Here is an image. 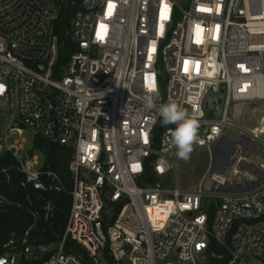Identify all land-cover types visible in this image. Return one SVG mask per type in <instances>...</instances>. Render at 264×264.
Instances as JSON below:
<instances>
[{
    "label": "built area",
    "instance_id": "built-area-1",
    "mask_svg": "<svg viewBox=\"0 0 264 264\" xmlns=\"http://www.w3.org/2000/svg\"><path fill=\"white\" fill-rule=\"evenodd\" d=\"M3 101L0 155L43 189L23 140L7 143L31 130L71 150L72 180L60 241L6 251L3 264L34 252L47 254L40 264H264V111L251 127L229 119L236 106H264V0H0ZM168 101L202 113L194 146L209 163L195 189L163 182L174 128L156 145L155 127Z\"/></svg>",
    "mask_w": 264,
    "mask_h": 264
},
{
    "label": "trees",
    "instance_id": "trees-1",
    "mask_svg": "<svg viewBox=\"0 0 264 264\" xmlns=\"http://www.w3.org/2000/svg\"><path fill=\"white\" fill-rule=\"evenodd\" d=\"M68 19V16H61L57 20V32L64 39L63 25L67 26ZM168 127L175 128V125L161 126L158 121L155 127L156 145L159 144L161 133ZM32 147L44 156L41 167L43 175L40 177L43 189H34L25 182L17 160L9 152L0 155V255L6 251L22 252L27 245H56L64 232L72 188L68 170L71 150L50 143L39 135H35ZM47 172L53 173L56 179L47 176ZM146 175L148 181L153 180L149 170ZM65 247L67 250L74 248L81 251L70 241H66ZM32 257L34 259L26 261L21 256V264H40L47 254L38 255L34 252ZM223 261L210 264H223Z\"/></svg>",
    "mask_w": 264,
    "mask_h": 264
},
{
    "label": "rangeland",
    "instance_id": "rangeland-1",
    "mask_svg": "<svg viewBox=\"0 0 264 264\" xmlns=\"http://www.w3.org/2000/svg\"><path fill=\"white\" fill-rule=\"evenodd\" d=\"M165 80V75L162 77ZM0 137L3 136V129L7 123V103L5 101L0 103ZM262 111H264V106L259 104H247L235 107V112L229 114L230 122L233 125H247L253 126L257 123ZM241 115V117L238 116ZM219 114H214L212 111L206 114V118H217ZM225 134L231 138H235L233 131L227 129ZM35 134L28 129L22 130L21 134H9L7 143H13L15 141L23 140V148L20 152L21 156L32 155L36 157L37 168H41L44 164L43 154L37 150L33 149V140ZM177 149L174 147L170 153V159L174 165V170L170 171L164 178L163 182L168 187L174 186L175 176H177L178 185L182 190L195 189L198 182L205 174L209 163V153L206 148L194 146V150L191 153L190 159L181 160L176 156ZM202 190L209 189L208 180L202 182Z\"/></svg>",
    "mask_w": 264,
    "mask_h": 264
},
{
    "label": "clouds",
    "instance_id": "clouds-1",
    "mask_svg": "<svg viewBox=\"0 0 264 264\" xmlns=\"http://www.w3.org/2000/svg\"><path fill=\"white\" fill-rule=\"evenodd\" d=\"M159 98L158 89H151L150 94L144 100V108L149 111L152 110L156 107V101ZM158 113L161 118V126L175 125L171 136L172 144L177 149V158L185 161L190 159L194 145L199 139V130L201 127L199 117L202 113L195 106L189 112L187 108L179 105L175 101H168L161 104L158 108ZM213 131H217V129H213Z\"/></svg>",
    "mask_w": 264,
    "mask_h": 264
},
{
    "label": "water",
    "instance_id": "water-1",
    "mask_svg": "<svg viewBox=\"0 0 264 264\" xmlns=\"http://www.w3.org/2000/svg\"><path fill=\"white\" fill-rule=\"evenodd\" d=\"M214 100L216 101V104L215 106H213V109L216 111V112H219L220 111V108H221V97L218 96V97H215ZM207 107L209 108L210 106L208 105L207 103Z\"/></svg>",
    "mask_w": 264,
    "mask_h": 264
},
{
    "label": "snow or ice",
    "instance_id": "snow-or-ice-1",
    "mask_svg": "<svg viewBox=\"0 0 264 264\" xmlns=\"http://www.w3.org/2000/svg\"><path fill=\"white\" fill-rule=\"evenodd\" d=\"M110 7H111V5H110ZM0 264H2V262H0Z\"/></svg>",
    "mask_w": 264,
    "mask_h": 264
}]
</instances>
